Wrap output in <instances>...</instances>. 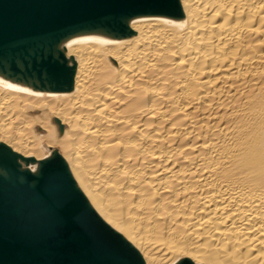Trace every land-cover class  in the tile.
<instances>
[{
	"label": "bare ground",
	"instance_id": "1",
	"mask_svg": "<svg viewBox=\"0 0 264 264\" xmlns=\"http://www.w3.org/2000/svg\"><path fill=\"white\" fill-rule=\"evenodd\" d=\"M173 6L61 39V82L0 68V148L142 264H264V0Z\"/></svg>",
	"mask_w": 264,
	"mask_h": 264
},
{
	"label": "water",
	"instance_id": "2",
	"mask_svg": "<svg viewBox=\"0 0 264 264\" xmlns=\"http://www.w3.org/2000/svg\"><path fill=\"white\" fill-rule=\"evenodd\" d=\"M171 5L173 0H0V68L60 81L67 69L52 51L61 39L83 30L122 31L123 20ZM0 264L142 263L86 205L62 162L46 159L34 175L20 171L15 157L0 148Z\"/></svg>",
	"mask_w": 264,
	"mask_h": 264
},
{
	"label": "rangeland",
	"instance_id": "3",
	"mask_svg": "<svg viewBox=\"0 0 264 264\" xmlns=\"http://www.w3.org/2000/svg\"><path fill=\"white\" fill-rule=\"evenodd\" d=\"M172 6V5H171ZM169 7L170 8V10L172 9L173 11H175V8H174V6H173V8L172 7ZM169 8L168 9H166V10H169ZM63 80H65V78L63 79ZM46 153V152H45ZM46 155H47V153H46Z\"/></svg>",
	"mask_w": 264,
	"mask_h": 264
}]
</instances>
